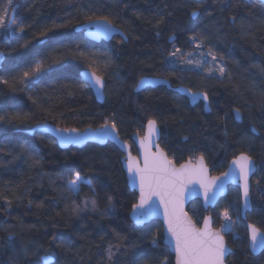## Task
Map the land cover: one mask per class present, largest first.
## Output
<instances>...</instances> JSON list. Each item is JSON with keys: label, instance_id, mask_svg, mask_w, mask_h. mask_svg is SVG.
Listing matches in <instances>:
<instances>
[{"label": "trees", "instance_id": "trees-1", "mask_svg": "<svg viewBox=\"0 0 264 264\" xmlns=\"http://www.w3.org/2000/svg\"><path fill=\"white\" fill-rule=\"evenodd\" d=\"M14 6L15 24L26 28L7 42L0 40V77L9 81L0 83V116L5 117L0 122V264H42L32 253L43 254L45 249L54 253L52 264H129L133 259L160 264L165 257L173 264L162 243L160 222L136 227L129 220L136 194L126 184L122 154L112 143L59 149L46 134H27L43 123L82 130L115 121L118 137L134 153L131 136H141L150 118L157 121L160 148L176 165L203 155L210 175L217 176L241 152L253 158L251 208L244 221L235 187L212 209L194 200L186 212L198 225L210 215L218 229L227 209L236 222L233 233L224 234L231 249L226 264H264V249L256 256L249 253L245 230L246 223L264 229V5L255 0H13ZM193 10L198 14L191 18ZM88 16H108L126 42L115 36L93 43L74 32ZM45 28L54 30L39 37ZM170 37L174 40L168 43ZM27 41L28 48H22ZM201 41L203 47L197 48ZM176 49L181 51L170 56ZM209 50L225 68L223 77L218 70L209 72L213 65L207 63L176 65L187 57L200 61L202 53L211 61ZM38 51L47 55L50 67L35 81L14 83ZM92 53H97L95 59ZM82 70L103 79V103H96L78 77ZM141 77L166 78L171 86L206 93L210 112L190 107L164 87L134 93ZM237 109L238 122L233 116ZM76 172L90 181L101 211L84 208L83 201L93 195L89 186H82L77 195L65 191L60 177L71 179ZM108 196L113 207L104 212ZM109 244L121 246L119 251L113 247L110 262ZM24 246L27 258L21 252Z\"/></svg>", "mask_w": 264, "mask_h": 264}, {"label": "snow or ice", "instance_id": "snow-or-ice-1", "mask_svg": "<svg viewBox=\"0 0 264 264\" xmlns=\"http://www.w3.org/2000/svg\"><path fill=\"white\" fill-rule=\"evenodd\" d=\"M13 7V0H5L0 5V40L7 42L16 33H23L26 26L23 24L16 25L15 17L9 11ZM197 11L193 10L192 15H196ZM171 15V13H169ZM232 23L236 22V17L230 18ZM163 22V17L158 23ZM264 23V21H262ZM81 28L87 29V35L92 37L103 36L111 38L112 34L119 32V25L115 24L108 16H88L83 23L79 25ZM250 27V25H249ZM54 28L43 29L38 36L44 37L48 32H52ZM123 37V33H120ZM190 40L195 41L196 37H190ZM31 41L25 42L21 45L22 48H28ZM80 45H77L79 48ZM197 48L203 47V42L196 44ZM180 49H176L170 53V56L175 57ZM50 55V53H49ZM83 56L84 53L81 52ZM92 58L95 59L97 53H92ZM191 56V53L188 54ZM200 61H192L191 59L186 62L189 64L195 63L198 67H202L207 63L213 65L209 68V72L219 71L220 76L225 75V68L216 63L217 56L211 50L206 55L211 56V61L203 59L205 54H201ZM37 58L33 60L27 68L20 73L19 77L13 78V82L19 84H26L30 81L37 80L45 70L50 67L46 64L47 55H42L38 51ZM222 60L223 57H220ZM58 61H53L57 63ZM264 75V68L260 70ZM85 75V74H82ZM143 82V78L137 81L136 87L139 88ZM0 83L9 84L7 79L0 77ZM86 83L89 87L95 88L98 94H102L104 81L100 76L95 73L87 74ZM15 90V89H13ZM189 95L193 102L203 99L205 104L208 102L206 93H192ZM35 103V101H34ZM235 116L240 119L239 109L235 110ZM5 120L4 116H0V122ZM255 129H253L254 131ZM56 132L59 142L61 144H79L88 139L89 136L98 138L111 137L113 140L118 141L117 125L115 121L109 122L105 120L103 124L96 128L89 125L87 128H57L53 129ZM159 134L157 121L148 119L147 121V135L140 140L141 154L143 157V166L140 161L132 157L130 154L127 157V171L132 183L138 185L139 196L136 202L131 204L130 215L135 225H144L147 221L151 220L154 216H162L164 226V240L170 246L175 255L174 264H225L226 256L230 253V249L224 239V234L233 231V217L229 211L225 209L222 213L221 224L218 229L212 228V217L205 216L203 218L202 226L193 220L191 216L184 209V203L187 200L188 194L197 192L202 194L204 203L207 205L213 202L219 192L224 190L225 184L229 181H235L240 189V199L242 201V208L247 210L250 208V193L252 190L251 177L256 172V166L253 158L245 152L234 156L228 164V170L220 173L219 176H208V167L205 163L203 155L196 159L195 164L191 160L177 166L173 160H170L159 145H155L156 151H151V146L154 144V137ZM65 180V191L71 195H77L84 185L89 186L93 195L83 201L84 208H91L93 211H101L99 202L95 198V189L91 187L90 181L87 180L80 172H76L71 179L67 177H60ZM260 181H257L259 184ZM198 184L199 189H195L194 185ZM191 186V187H190ZM158 201V203H157ZM113 207V198L107 197L104 212L111 210ZM79 210V206L74 211ZM15 236V233H9V237ZM53 237L52 243H55ZM247 239L249 241V249L254 254L259 249H264V229L257 227L254 223L247 225ZM152 247H158L156 238L152 239ZM113 247L120 250V245L115 246L109 244L106 249L107 261H112L114 252ZM133 247H138L133 245ZM24 257L29 256L27 246L21 249ZM33 256H38L40 260L47 258L48 264L54 253L44 250L43 254L39 251L32 253ZM31 264V261L29 262ZM129 264H138V260L133 259ZM160 264H172V261L167 257L164 258Z\"/></svg>", "mask_w": 264, "mask_h": 264}, {"label": "water", "instance_id": "water-1", "mask_svg": "<svg viewBox=\"0 0 264 264\" xmlns=\"http://www.w3.org/2000/svg\"><path fill=\"white\" fill-rule=\"evenodd\" d=\"M192 1L199 2L201 0H192ZM255 1H258L259 3H261L262 5H264V0H255ZM14 10H15V6L10 11L13 16H14ZM190 16H191V18H194L195 17L194 15H192V13L190 14ZM73 31L76 32V33L77 32H81L82 35H83V37L86 40H88L90 42H93V43H99L101 41H103V42H109L115 36H119L124 42H126L125 36L123 35V37H122L121 34H120L121 31L113 33L112 36H111V38H106V37H103V36H98V37L89 36V35H87V29L86 28H81V27H79V25L76 26V27H74ZM173 39H174L173 37H170L168 39V41L171 42ZM2 62H3V54L0 51V67H1ZM91 73H93V72H91L89 70H82V71H80L78 73V77L87 85V83H86L87 74H91ZM82 74H85V75H82ZM141 78H143V82L140 84L139 88H137L136 86H134V88H133V92L134 93H138V92L142 91L145 88H155V87H158V86H164L166 89L172 90L174 93H176V94L182 96L183 98H185L189 106L193 107L198 102H201L202 103V111L204 113H209L210 112V108L208 106V102H207V104H205V102L203 101V99H200V100H197V101L193 102L192 99H191V97H190V95H189V91L190 90H188L185 87L179 86V87H176V88H171L170 85L168 84V82L166 80L161 79V78H157V77H141ZM141 78H139L137 81H140ZM88 88L90 89V91L92 93V96H93L94 100L96 101V103H98V104L103 103V101H104V86H103V88L101 90L102 91V94H98L95 88H92V87H89V86H88ZM192 93H200V92H192ZM233 116H234L235 121L238 122L239 119L236 118L235 111L233 112ZM57 128H60V127H57V126H54V125L48 124V123H43V124H39V125H36V126L32 127L29 131H27V134L31 135L34 132H40L42 134H46V135L50 136L55 141V143H56V145H57V147L59 149H67V148H69L71 146L72 147H76V148H80V147L84 146L87 143H92V144H96V145H99V146L104 145L107 142L112 143L118 149V151L122 154V158L120 160L121 169H122V172L124 174V177H125L126 184H127L128 188L136 194V200H137V197L139 196V188H138V185L132 183V181H131V179H130V177L128 175L126 163H127V157L130 154L132 157L137 158L140 161L141 166H143V157H142V154H141V151L142 150H141V146H140V140L144 136L147 135V123L144 125L143 133H142L141 136H139L138 134H134V135L131 136V142L134 145L135 154H132L131 153L130 146L126 142L120 140V138H119L118 141H116V140H113L111 137L98 138V137H95V136H89L88 139H86L84 142L79 143V144H61L59 142V139H58V136H57L56 132L53 131V129H57ZM61 129H63V128H61ZM158 132H159L158 136L153 138L154 139V144L151 146V151L152 152H155L156 151L155 145H158V141H159V138H160V131H159V129H158ZM188 161H186V162H188ZM195 162H196V159L194 161H192L193 164H195ZM229 162H228V164H229ZM228 164H227V166H226V168H225V170L223 172H225V171L228 170ZM177 166H179V165H177ZM219 175H217V176H219ZM208 176H209V178L215 177L214 175H210L209 168H208ZM194 187L197 190L199 189V185L198 184L194 185ZM229 187H235L238 190V194H239V217H240V219L242 221H244L245 220V215H246L247 212L250 211L251 205H250V208L247 209V210H245V209L242 208V201L240 199V189H239L237 183L235 181H232V180H229L225 184L224 190L221 191V192H219L218 195L216 196L215 200L213 202L207 204V205L204 203V198H203V195L202 194H197V192H195V191L192 192L191 194H188L187 200L184 203V209H185V211H186L187 205L191 201H194V200H198L199 203H200V205H201V207L203 209H205V210L212 209L215 206V204L217 203V201L220 198L224 197L227 194ZM157 203H158V201H157ZM130 212H131V209L129 211L128 218L132 222V224L135 225L134 224V221H133V219H132V217L130 215ZM206 216H210V215H206ZM203 218H202L201 222L199 223L200 226H202V224H203ZM154 220L159 221L160 224H161V226H162V243H163L164 246L167 247L169 253L172 255V257H173V264H174L175 255L172 252L170 246L164 240V226H163L162 216H154L151 220L147 221L145 224L149 223L150 221H154ZM247 225H248V223L245 224L246 236H247ZM135 226L136 227H141L143 225H135ZM212 228L213 229H217V228H214L213 226H212ZM247 242H248L247 243L248 251H249V253L252 256L258 255L263 250V249H259V250H257L256 253L253 254L250 251V249H249V241H248V239H247ZM230 253H231V251H230ZM228 255L226 256V259H227ZM226 259H225V264H226ZM40 261H41L42 264H48L47 258H45V260H40ZM52 263H53V259L51 260V264Z\"/></svg>", "mask_w": 264, "mask_h": 264}, {"label": "flooded vegetation", "instance_id": "flooded-vegetation-1", "mask_svg": "<svg viewBox=\"0 0 264 264\" xmlns=\"http://www.w3.org/2000/svg\"><path fill=\"white\" fill-rule=\"evenodd\" d=\"M190 1H192V0H190ZM193 2H195V1H193ZM198 14V13H197ZM191 17V16H190ZM174 40V39H173ZM172 40V41H173ZM168 41V40H167ZM171 41V42H172ZM168 43H170L169 41H168ZM175 65V64H174ZM176 65H186V66H188V63H186V61L185 62H183V63H181V62H178ZM194 66V63H192V65H191V67H193ZM157 78H161V77H157ZM161 79H164V80H166L167 82H168V84L170 85V83H169V81L166 79V78H161ZM179 86H181V87H185V86H182V85H175V86H171L170 85V87L171 88H176V87H179ZM158 87H164V86H158ZM155 88H157V87H155ZM165 88V87H164ZM185 88H187V87H185ZM145 89H147V88H145ZM150 89H154V88H150ZM166 89V88H165ZM188 89V88H187ZM144 90V89H143ZM167 90H169V89H167ZM188 90H190V89H188ZM170 91H172V90H170ZM191 92H200V93H204V92H202V91H192V90H190ZM141 92V91H140ZM173 92V91H172ZM174 93V92H173ZM180 96V95H179ZM185 99V98H184ZM186 100V99H185ZM188 104V103H187ZM194 106H200L201 107V109H202V103L201 102H198L196 105H194ZM193 106V107H194ZM191 107V106H190ZM160 139V138H159ZM159 142V141H158ZM132 144V146L134 147V145H133V143H131ZM159 145V144H158ZM134 150H135V148H134ZM131 151V150H130ZM132 153V152H131ZM132 154H135V151H134V153H132ZM166 154V153H165Z\"/></svg>", "mask_w": 264, "mask_h": 264}, {"label": "rangeland", "instance_id": "rangeland-1", "mask_svg": "<svg viewBox=\"0 0 264 264\" xmlns=\"http://www.w3.org/2000/svg\"><path fill=\"white\" fill-rule=\"evenodd\" d=\"M187 60H189L188 57L186 58L185 61H187ZM191 60H192V58H191ZM186 63H187V62H186ZM191 65H192V64H189V63H188V66H189V67H191ZM194 160H195V159H193V160H191V161H194ZM232 188H234V187H232ZM232 217H233V216H232ZM221 219H222V215L220 216V220H221ZM233 221H234V224H235V222H236V218H235V217H233ZM234 224H233V225H234ZM219 227H220V226H219ZM219 227H218V228H219ZM232 233H233V231H232Z\"/></svg>", "mask_w": 264, "mask_h": 264}]
</instances>
